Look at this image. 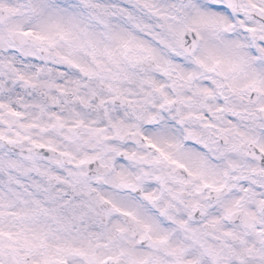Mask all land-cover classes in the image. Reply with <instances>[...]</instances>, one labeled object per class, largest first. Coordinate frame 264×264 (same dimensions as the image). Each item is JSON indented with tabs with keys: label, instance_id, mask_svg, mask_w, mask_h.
I'll return each mask as SVG.
<instances>
[{
	"label": "snow or ice",
	"instance_id": "snow-or-ice-1",
	"mask_svg": "<svg viewBox=\"0 0 264 264\" xmlns=\"http://www.w3.org/2000/svg\"><path fill=\"white\" fill-rule=\"evenodd\" d=\"M0 264H264V0H0Z\"/></svg>",
	"mask_w": 264,
	"mask_h": 264
}]
</instances>
